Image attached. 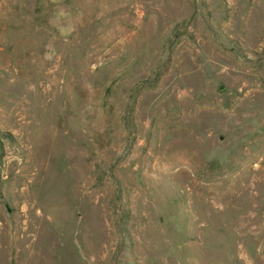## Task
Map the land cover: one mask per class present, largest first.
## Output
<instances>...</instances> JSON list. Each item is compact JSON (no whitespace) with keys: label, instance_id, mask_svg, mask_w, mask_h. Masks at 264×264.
Returning a JSON list of instances; mask_svg holds the SVG:
<instances>
[{"label":"rangeland","instance_id":"1","mask_svg":"<svg viewBox=\"0 0 264 264\" xmlns=\"http://www.w3.org/2000/svg\"><path fill=\"white\" fill-rule=\"evenodd\" d=\"M0 264H264V0H0Z\"/></svg>","mask_w":264,"mask_h":264}]
</instances>
